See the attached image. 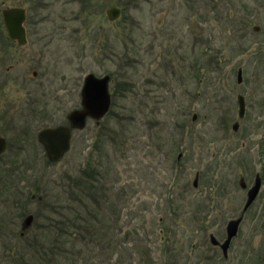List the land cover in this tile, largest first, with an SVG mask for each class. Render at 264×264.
Here are the masks:
<instances>
[{
  "label": "rangeland",
  "instance_id": "rangeland-1",
  "mask_svg": "<svg viewBox=\"0 0 264 264\" xmlns=\"http://www.w3.org/2000/svg\"><path fill=\"white\" fill-rule=\"evenodd\" d=\"M13 5L27 8L25 46L4 23ZM89 72L110 74L111 109L54 160L39 132L71 126ZM0 133V264L98 262L79 247L92 254L99 211L112 264H264V0H0ZM88 170L105 171L89 208L75 183Z\"/></svg>",
  "mask_w": 264,
  "mask_h": 264
},
{
  "label": "water",
  "instance_id": "water-1",
  "mask_svg": "<svg viewBox=\"0 0 264 264\" xmlns=\"http://www.w3.org/2000/svg\"><path fill=\"white\" fill-rule=\"evenodd\" d=\"M121 12V7L111 5L107 9V13L111 19H115ZM4 23L11 38L17 39L19 44L23 45L27 42V28L25 21L27 19V9L22 5L6 6L2 9ZM238 81L243 79V69H238ZM80 107L72 109L68 118L71 126L59 124L55 126H47L40 130L39 139L45 145L46 151L50 158L57 160L62 157L71 148L72 128L83 129L88 123V118L101 119L111 109L112 93L110 91V74L99 76L94 72H89L85 78L81 89ZM239 116L244 117L247 108L245 95H238ZM234 128L238 129L239 120L234 122ZM8 148V140L5 135L0 133V154ZM197 183V180H196ZM241 186L248 187L246 177H240ZM263 185L261 176H257L255 182L248 189V199L246 207L248 208L259 195ZM34 218L32 213L25 218V225H29ZM242 216L229 219L227 223V236L222 243L224 253H228L232 239L239 234ZM212 241L218 243V239L213 236Z\"/></svg>",
  "mask_w": 264,
  "mask_h": 264
},
{
  "label": "trees",
  "instance_id": "trees-1",
  "mask_svg": "<svg viewBox=\"0 0 264 264\" xmlns=\"http://www.w3.org/2000/svg\"><path fill=\"white\" fill-rule=\"evenodd\" d=\"M262 169L264 170V165H263ZM99 173H102L103 176H105V171H102V172H99ZM99 173H98V171L94 172L95 181H94V179H90L89 178V176H88L90 174L89 170L78 174L77 177H76V180H75L76 186L81 188V193L78 196V199L81 202H84L85 205L88 206V208L91 205H94V201H97L98 198H99V193L100 192L98 191L99 187L97 186V182H96L97 179H100ZM216 182H218V181L216 180ZM217 185H219L218 188H222L224 186L223 178L220 179V181L218 182ZM105 194H106V191H105ZM89 198H91V200ZM103 199H104V201H108L109 200V202H110L111 197H110V195L106 194V196ZM94 211H99V210H96L94 208ZM99 212H94V218L97 217L95 219L98 220L101 223V225L97 226L96 223L94 222L92 224H89L88 227L85 228L87 230V232L91 235V236L90 235L89 236L94 239V248L92 247L93 248L92 249L93 252H92V254H90L89 257H87L86 255H83L85 253L87 247L83 245L85 250H82V245H80L79 253L82 255V258H83L84 261H86L87 259L88 260H94V255H95L99 259V261L98 262H94V264H99V263H101V264H112V263H110V257H112V254H111V256L107 255V256L102 257V255H103L102 248H104V249H106L107 247L110 248V247H112V245L109 244L108 246H106V245L105 246H101L102 248L98 247V245H99L98 244V238H103L104 235H105L104 232H103V229H102V227H104V225H105V218L102 217V216L99 217L98 216ZM77 218H78V216H76V219ZM261 219H262V224L264 226V213L262 214ZM86 223H87V221H86ZM95 249H96V252H94ZM106 252H108V251H106ZM131 260H132V257H131Z\"/></svg>",
  "mask_w": 264,
  "mask_h": 264
},
{
  "label": "flooded vegetation",
  "instance_id": "flooded-vegetation-1",
  "mask_svg": "<svg viewBox=\"0 0 264 264\" xmlns=\"http://www.w3.org/2000/svg\"><path fill=\"white\" fill-rule=\"evenodd\" d=\"M9 35V34H8ZM10 37V36H9ZM11 38V37H10ZM11 39H13V38H11ZM13 40H15V41H17L16 39H13ZM29 42V37H28V33H27V43ZM17 43H18V41H17ZM26 43V44H27ZM19 44V43H18ZM26 44H23V45H20V46H25ZM35 74H37V71H35ZM83 83H84V81H83ZM83 86V85H82ZM74 129H77V128H74Z\"/></svg>",
  "mask_w": 264,
  "mask_h": 264
},
{
  "label": "bare ground",
  "instance_id": "bare-ground-1",
  "mask_svg": "<svg viewBox=\"0 0 264 264\" xmlns=\"http://www.w3.org/2000/svg\"><path fill=\"white\" fill-rule=\"evenodd\" d=\"M99 121V120H98Z\"/></svg>",
  "mask_w": 264,
  "mask_h": 264
}]
</instances>
